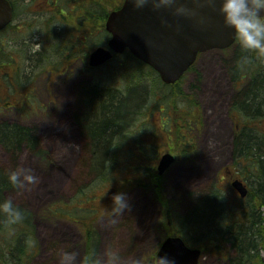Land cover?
Returning <instances> with one entry per match:
<instances>
[{
    "label": "rangeland",
    "instance_id": "obj_1",
    "mask_svg": "<svg viewBox=\"0 0 264 264\" xmlns=\"http://www.w3.org/2000/svg\"><path fill=\"white\" fill-rule=\"evenodd\" d=\"M13 1L17 11L13 27L18 29V26H23V28L18 29V36L15 39H12L11 35L14 29L4 33L3 38L12 42L8 47L9 51L19 49L20 52H24V50L33 52L44 36L41 26L35 21H39L41 18L38 14H42L44 3L47 0ZM64 1L74 6L73 10L68 11V18H71V15H75L79 5L82 4V7H85L94 0ZM114 2L117 3L119 0H114ZM27 5V9H23ZM114 6L115 4H109V11ZM56 22L54 26L56 33L60 34L62 46L68 42L66 47L73 46L74 49H82V53L86 54L99 42V34L98 36L94 34L93 37L83 34L84 43L74 44L71 39H76L78 32L73 30L72 22L63 16H59ZM35 25L36 27H34ZM27 26L32 28L29 34ZM72 31L74 36L70 35ZM1 42L5 41L1 40ZM236 51L237 49L232 47L227 50H213L202 54L193 69L186 74L179 86L174 88L163 87L148 68L136 61L132 63L133 67H129L131 61L126 57L127 64L124 63L123 56L99 70H91L88 60L86 62L76 60L73 71L66 77L62 79L53 76L49 82L47 76L38 75L39 72L37 73L36 69L35 77L28 74L23 76V71H21L19 79L22 81V86L20 87L24 90L20 92V95L29 93L30 89L33 90L35 96L31 97V101L37 103L39 100L45 107V111L34 113L31 108L24 107L18 111L2 112V114L10 123L22 124L33 129L39 139V147L47 152L50 160L45 162L28 146H23L19 151L13 153L0 145L1 169L9 173L16 167L23 166L30 168L32 173L39 178V183L32 187L31 191L18 192L15 190L9 194V199L15 205L23 206L39 215L44 208L53 203L68 202L81 187L91 183L96 178V174L88 165L90 143L79 122L82 115L81 92L85 84L91 82H107L113 86V89L123 91L128 86L131 76H137L139 81L142 80V83H137L135 87L132 86L128 97L125 98L123 107L126 111L122 115L124 125L130 122L129 111L142 104L140 111L145 113V119L149 121L151 127H162V122H168V119L160 112L172 116L174 126L184 125V121L189 119L188 117L184 118V113L190 112L191 108L187 98L192 100L195 105L192 113L199 114L202 119V128L195 136L198 151L194 160L190 162L178 161L163 178L168 200L177 203V212L180 216L188 213V220L183 223L186 232H181L183 228L177 217L170 225L167 221L164 223V218L161 217L162 208L152 186L135 189L125 194L130 211L115 218V223L112 222L109 215V217L100 219L98 232L101 244L98 256L112 248L121 252V264H155L154 258L160 249L162 239L168 234L165 229L177 232L181 236L182 234L187 236L188 232L197 237L204 236L208 229L217 225V222L211 220L210 228L206 229L207 222L198 224L197 218L200 216V212L195 210L198 207H203L209 201L208 198H213L209 195L210 191L213 189L215 191L218 188L223 199L225 198L228 205H233L232 208H234L240 200L232 189L231 182L242 178L250 187L252 185L246 179L247 176L240 174L239 168L233 167L235 128L229 114L233 103L241 99L239 90L246 89L250 80L243 79L241 86L235 84L233 80L231 71L236 62ZM20 59L27 69L29 63L27 59L24 56H21ZM262 63H264L263 60H257L255 57L253 72H256V69H259V64ZM123 66L127 68L124 71ZM140 68L144 70H139ZM122 72L125 75H121ZM245 75L247 76V74ZM27 76L31 78L28 79ZM3 94L4 92L0 89L1 104L5 102L2 101ZM10 94H13L11 89ZM173 100L176 101L174 106L172 105ZM36 109L39 111L37 105ZM237 115L241 120L245 119L241 113L238 112ZM181 116L183 117L181 118ZM169 150L168 145L164 144L153 155L160 157ZM173 153L179 155L177 152ZM126 160L122 161L120 165V177H124L130 171L131 162L128 161V158ZM144 163L146 164L147 161ZM225 168L228 170L224 171ZM213 201L216 202L214 198ZM194 211L196 214L193 213ZM218 214L217 211L219 218ZM144 221H147L150 238L145 243L137 245L134 242ZM36 226L41 242V253L34 264H59L54 251L59 248L76 252L77 258L74 264L81 263L83 241L78 226L66 221H49L43 218H37ZM131 242V251L123 253L122 251ZM225 247L228 252L230 247L228 245ZM229 253L220 250L215 255L207 254L201 258L200 264H226L229 259L235 256L233 251H229ZM261 257L264 261V251L261 252Z\"/></svg>",
    "mask_w": 264,
    "mask_h": 264
},
{
    "label": "trees",
    "instance_id": "obj_2",
    "mask_svg": "<svg viewBox=\"0 0 264 264\" xmlns=\"http://www.w3.org/2000/svg\"><path fill=\"white\" fill-rule=\"evenodd\" d=\"M109 4H113V0H97L96 4L95 1H91L84 8L83 34L91 37L99 34L97 46H106V41L110 37L105 30ZM115 8L114 6L113 9ZM126 57L129 61L134 59L127 52L123 56L126 64ZM245 57H247L246 62L240 66L238 61L244 60ZM254 63L255 55L242 51L237 42L236 62L231 71L233 80L238 85L244 74L251 79L249 86L241 92V99L233 103L229 115L236 123L233 167L239 168L240 174L247 176L246 179L252 183L248 201L238 202V205L232 208L233 205L229 206L227 200L215 190V193L222 198V211L217 203L209 198H206L209 201L203 207L195 210L200 212L197 218L198 224L207 222L206 229L210 228L211 220L217 222L218 211V215H222L225 230L231 234H238L233 236L232 240L236 254L226 264H264L261 257V252L264 251V63L259 64V69L253 72ZM125 69L123 66V70ZM150 72L163 87L179 86L180 82L166 86L155 71ZM129 83V91L126 92L113 89L107 82H98L83 88L84 108L79 122L90 143L88 165L96 174V178L81 187L68 202L53 203L44 208L39 215L13 203L25 210L27 215L22 222L14 225H5L4 217L0 215V264H33L40 253L35 223L38 217L76 223L84 235L82 264H93L98 256L97 222L102 216L109 215L112 196L117 193L126 194L138 188L152 186L161 207L166 211L164 216L169 217L172 209L175 212L177 207L168 200L163 178L159 177L155 170L159 156L153 154L161 145L166 144L171 151L177 152L183 161H193L198 151L195 136L202 128V119L199 114L192 113L195 105L187 98L191 108L190 112L184 113V118H189L184 121V125L174 126L173 121H170L163 122L162 127L158 126L159 128L151 127L149 121L145 119V113L140 111L143 104L129 111L130 122L124 125L122 115L126 109L123 103L131 87L142 83V80L139 81L137 76L131 77ZM172 105H176V101L173 100ZM239 111L245 117L244 120H236V113ZM0 145L13 153L23 146H28L41 159L48 160L47 152L39 147V139L35 131L23 125L7 123L0 125ZM127 158L131 162L130 171L124 177H120V165L122 161H127ZM144 161L147 163L145 164ZM7 176L8 172L0 168V202L9 199L8 195L15 190L8 182ZM179 217L184 223L188 220L187 215H179ZM240 227H243L242 230L236 232ZM188 236L191 239L193 234L189 233ZM210 236L212 240L220 239V235L217 234ZM210 236L194 243L208 253L211 251L207 246ZM217 247L220 249L221 246Z\"/></svg>",
    "mask_w": 264,
    "mask_h": 264
},
{
    "label": "water",
    "instance_id": "obj_3",
    "mask_svg": "<svg viewBox=\"0 0 264 264\" xmlns=\"http://www.w3.org/2000/svg\"><path fill=\"white\" fill-rule=\"evenodd\" d=\"M204 3V0H199ZM181 5L196 9L197 15L205 22L198 23V18L175 16L173 12ZM215 6L196 8L193 0H177L171 8L153 10L149 3L143 9L134 10L129 0L110 14L106 28L111 33L109 48H98L90 57V65L101 66L112 59L113 53L130 52L139 60L153 67L166 84H174L196 62L200 53L215 49H227L236 40L231 29L224 26L223 18ZM13 18L11 4L0 0V30ZM164 20L167 23H162ZM178 26V29H177ZM171 153L162 155L158 164V174L165 172L175 163ZM242 198L248 195L244 184L236 180L232 183ZM158 256H167L174 264H199L201 251L189 248L181 238H169L163 244Z\"/></svg>",
    "mask_w": 264,
    "mask_h": 264
},
{
    "label": "clouds",
    "instance_id": "obj_4",
    "mask_svg": "<svg viewBox=\"0 0 264 264\" xmlns=\"http://www.w3.org/2000/svg\"><path fill=\"white\" fill-rule=\"evenodd\" d=\"M134 10L143 9L149 3L152 4L153 10L171 8L177 3V0H129ZM196 8L207 6L214 7L216 0H193ZM223 18L224 26L231 29L234 39L238 42L240 49L248 54H254L257 60H264V0H219V7L215 9ZM175 16L185 18H198V23L203 24L205 18L197 15L196 9L187 8L184 5L175 8ZM162 23H167L162 20ZM178 29V26H177ZM238 61L240 66L246 62ZM8 182L13 189L18 192L25 190L31 191L32 187L39 183V178L32 173L30 168L18 166L10 171L7 176ZM130 211V205L125 194L117 193L112 196V207L109 210V216L115 223L117 217ZM0 215L4 217L5 225H14L22 222L27 215L25 210L13 204L11 199H4L0 202ZM55 257L59 264H74L77 258L76 252L65 251L62 248L55 249ZM93 264H121L120 253L112 248L107 249L102 255L94 259ZM155 264H174L167 256H158Z\"/></svg>",
    "mask_w": 264,
    "mask_h": 264
},
{
    "label": "flooded vegetation",
    "instance_id": "obj_5",
    "mask_svg": "<svg viewBox=\"0 0 264 264\" xmlns=\"http://www.w3.org/2000/svg\"><path fill=\"white\" fill-rule=\"evenodd\" d=\"M28 5L23 9H27ZM85 7H82V4L77 8L75 15H71V18H68V11L73 10L74 6L67 4L64 0H47L44 3V10H42V14H38L41 18L39 21H35L36 24L41 26V30L44 33L42 40L38 43L35 48V51L30 52L24 50V52H20L19 49H13L11 51L8 50L9 45H11V41L3 38L4 33L7 31L14 29L11 32L13 36L12 39H15L18 36V29L23 26L8 27L0 32V89L4 92L2 96V101H5L2 104L0 103V124L9 121H6L5 116H3L2 112L8 111H18L23 105H29L33 110L35 101H31V97H34V91L29 90V93L20 95V92L24 90L21 88L22 86L19 76L20 72L23 71V76L28 74L32 77H35V69L38 75L42 74L43 76H47V81L51 79L53 76L56 78L66 77L70 72L73 71V66L76 60L83 61L84 55L82 53V49H74L73 46H62L60 41V34L56 33L55 26L59 16L65 17L67 20L72 22L73 30L77 31L78 34L76 39H71V42L74 44H83L84 36H83V28L85 24ZM15 19L17 18L16 7L14 6ZM36 27V25L34 26ZM28 34L31 32V26H27ZM72 29V28H71ZM16 30V31H15ZM26 30V29H25ZM74 32L70 35H73ZM4 40L5 42H1ZM76 55V57H74ZM21 56H24L27 59V69L24 66V63L20 59ZM8 67V68H6ZM70 67V69H69ZM57 74V75H56ZM30 79V76H27ZM10 89L13 94H10ZM77 118V116H76ZM11 124H15L12 123Z\"/></svg>",
    "mask_w": 264,
    "mask_h": 264
},
{
    "label": "bare ground",
    "instance_id": "obj_6",
    "mask_svg": "<svg viewBox=\"0 0 264 264\" xmlns=\"http://www.w3.org/2000/svg\"><path fill=\"white\" fill-rule=\"evenodd\" d=\"M241 61H243V60H241ZM213 86L215 87V83L213 84ZM83 91V90H82ZM218 91V88L216 89V92ZM81 95H82V92H81ZM82 106V109L84 108V106L83 105H81ZM6 123H8V122H5V123H1V124H6ZM13 191H15V190H13ZM12 191V192H13ZM209 195H211V197H213L214 199H215V203H217V205H218V207L220 208V210L222 209V205H223V202L221 201L222 200V198L221 197H219L216 193H215V191H214V189L213 190H211L210 191V194ZM8 197H9V195H8ZM212 198V199H213ZM222 211V210H221ZM188 214V213H187ZM218 218V217H217ZM222 215L221 216H219V218L217 219V225L216 226H214L213 228H211V229H208V231L205 233V235L204 236H201V237H197V236H195V235H193V237L190 239V243L191 244H194V245H196V243H194V241H198V240H201V239H203V238H206V237H209L211 234H217V236H219L220 237V239H219V241H218V245H220L221 247H222V249L225 251V253H229V251H233L234 253L236 252L235 251V249H234V247H233V244H232V240L234 239L233 238V236H236V235H238L237 233H229L228 231H226L225 230V226H224V224L222 223ZM242 228L243 227H240V228H237V230H236V232H239L240 230H242ZM225 235V236H224ZM221 236H223V237H221ZM146 238H150V232H149V227L147 226V221L145 222L144 221V224H142V226H141V228H140V232H139V234H138V237H136V239H135V244H139V243H142L143 241L145 242L146 240ZM227 241H225V240ZM98 242V255H99V253H100V244H101V241L100 240H97ZM131 244H132V242L130 243V245H128V247L124 250V251H122L123 253H126V252H130L131 251ZM229 246L230 248H229V251L227 252V249H226V247L225 246ZM118 251V250H117ZM119 252V251H118ZM119 253H121V252H119ZM230 254V253H229ZM236 254V253H235ZM230 257V256H229Z\"/></svg>",
    "mask_w": 264,
    "mask_h": 264
},
{
    "label": "crops",
    "instance_id": "obj_7",
    "mask_svg": "<svg viewBox=\"0 0 264 264\" xmlns=\"http://www.w3.org/2000/svg\"><path fill=\"white\" fill-rule=\"evenodd\" d=\"M143 242H144V241H143ZM140 244H142V243H139V245H140ZM126 248H127V247H126ZM126 248H125V249H126ZM125 249H124V250H125ZM124 250H123V251H124ZM137 254H138V252H137ZM126 262H127V261H126Z\"/></svg>",
    "mask_w": 264,
    "mask_h": 264
}]
</instances>
